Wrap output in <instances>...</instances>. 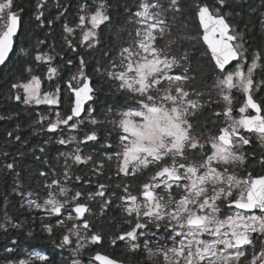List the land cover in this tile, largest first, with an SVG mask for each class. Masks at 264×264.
Instances as JSON below:
<instances>
[{"label": "snow or ice", "instance_id": "6c2138e0", "mask_svg": "<svg viewBox=\"0 0 264 264\" xmlns=\"http://www.w3.org/2000/svg\"><path fill=\"white\" fill-rule=\"evenodd\" d=\"M216 2L219 6H230L226 0ZM13 7L14 0H0V65L10 59V54L14 51V37L18 36L21 26V16L17 11H13ZM41 7L42 3L37 5V8ZM160 7L158 0H141L135 12L136 23L139 25L136 29V49L123 48L119 54L121 70L108 73L110 78L119 82L118 90L139 97L135 107L125 106L115 113L118 120L114 118L108 121L120 129L119 150L114 153L118 174L135 175L150 166L158 167L150 176L149 182L141 186L142 200L132 195L127 186L124 187L126 195L120 199L126 202L124 211L135 219V224L111 243L115 245L117 240L127 241L130 251L143 248L149 257L161 255L165 264H239L241 257L246 254L244 246H252L250 264H264V245L256 252L251 239L252 233L264 235V175L252 176L248 173L247 176L240 177L231 171L235 165L244 162V156L237 148L249 144V139L242 134V130L255 133L261 143H264V102L258 103L253 98L254 91L260 86L254 81L253 74L264 60V56L259 51L254 53L245 71L246 57L242 46L236 43L238 35L231 34L232 29L226 15L220 14L219 7L210 9L206 3L193 5L203 30L202 41L210 50L211 59L220 73L216 87L226 102L222 113L226 118L225 126L218 129V135L210 136L202 143L193 135V124L189 120L200 107L197 100L188 99L190 93L184 88V83L190 77L186 71L183 74H172V69L180 63V59L169 56L165 49L155 46L156 33L163 36L167 27L160 11H153ZM169 9L175 13L181 12L180 0H170ZM81 13L76 27L82 29L81 43L87 42V46L91 48L98 43L97 30L102 24L109 22L110 17L106 14L103 3L91 13H86V8L82 6ZM42 17L41 11L36 19L43 23ZM65 31L71 34L75 29L65 25ZM200 38L198 36L193 39ZM68 43L71 47V42ZM34 59L47 61L51 65L53 58L47 54H37ZM232 61L237 63L235 68L229 71L226 66L230 67ZM83 63L81 58L79 76L71 77L65 85L69 114L61 116L60 112L56 111L55 118L48 121V130L53 133L63 128L69 131L79 129L85 123L82 113L87 116L91 125L102 123L96 119L95 89L90 78L82 71ZM116 67L117 65L113 64V68ZM57 75L58 69L49 66L48 80ZM41 83L39 77L32 76L27 82L13 84L12 87L22 89L24 104L60 105L63 99L61 86L57 85L52 91L42 92ZM165 83L167 87L162 88ZM234 89L245 96L244 103L238 109V117L232 115ZM154 92L161 94L153 95ZM15 99L21 100L19 91ZM249 109L254 110L255 114H250ZM112 111L108 109L105 116L112 115ZM215 115L219 116L221 113ZM45 119L47 117H41V120ZM95 140V131L85 134L83 140H77V137L72 135L68 139L62 136L58 139L60 144H71L73 141L77 143L74 152L61 154L65 156V182L72 179L68 159H71L73 164H87L92 157L82 155L79 144ZM206 144H210L207 152ZM197 149L198 155L202 157L200 162H181L188 161L187 152ZM44 150L41 146L40 151ZM106 158L111 160L112 156ZM261 162L264 163V160ZM7 167L12 169L13 165L9 164ZM102 167L103 165L99 164L96 171ZM40 175L47 174L41 172ZM75 179L78 181L81 177L76 176ZM45 187L49 191L43 204L29 200V206L43 207L48 210L49 215L56 216L67 211L65 219L75 221L67 228L60 247H70L73 236L76 237V247L71 249L74 254L78 255L86 244L100 245L103 241L102 234L92 232L89 221L84 218L90 209L86 204L77 202L81 192L75 191L70 200H61L60 197H66L69 192L65 184L53 179L51 183H46ZM104 188L105 185H99L100 190L94 194L89 193L88 199L103 197ZM160 189L166 193L167 200L159 194ZM173 189L178 192V199ZM109 203L110 201H105L101 211ZM255 210H258V214ZM127 223L131 225L132 220ZM57 224L64 227L65 221L58 219ZM149 224L154 225L156 229L163 227L170 243L158 245L155 250L151 248L149 245L155 239V232L149 230ZM45 227L51 234L52 227ZM81 229L86 233L84 236L80 234ZM32 256L39 261L46 262L48 259L39 252L33 253ZM95 261L99 264H121L120 261L99 251L90 259L89 264H94ZM18 264H29V261L20 260ZM72 264H80V261L73 259Z\"/></svg>", "mask_w": 264, "mask_h": 264}, {"label": "trees", "instance_id": "16d2710c", "mask_svg": "<svg viewBox=\"0 0 264 264\" xmlns=\"http://www.w3.org/2000/svg\"><path fill=\"white\" fill-rule=\"evenodd\" d=\"M101 3L105 5L110 21L99 27L98 43L89 48L87 42L81 43L82 37L76 25L82 14V6L94 11ZM140 3L141 0H46L40 9L43 12V23L37 19L29 22L28 33L24 36L27 40L16 48L12 61L0 72V210L5 207L15 221L27 219L21 229L10 225L8 229L0 231V264L17 258L23 247L36 243L44 245L52 256L45 264L63 262L62 257L55 255L58 251L54 246L58 245L64 227L58 226L57 218L42 220L20 208L18 191L44 189L43 185L49 179L51 168L62 173L64 157L61 155L62 158L59 159V156L69 151L72 145L59 144L55 139H49L46 131L38 130V108L24 104L22 98L16 100L17 89H13V84L37 76L44 91H52L60 85L63 99L58 109L62 115H67L69 100L65 85L81 70L82 58V71L91 78L95 89L96 117L102 123L84 126L89 132L96 131L97 140L88 141L83 146L84 154L92 157L89 165H75L70 161L72 175L81 177L78 181L74 179L71 187L83 194L100 183H105L111 190L118 189L121 185L137 187L142 186L154 174L150 170L132 176H115L112 160L105 157L106 153L115 149V130H118L106 118L125 106L136 104L139 99L131 93L118 90V81L110 78L108 73L115 70L113 64L120 65L119 54L123 48L137 46L136 29L139 25L136 23L135 12ZM158 3L163 9L161 15L167 27L164 35L157 40V47L165 49L169 56L180 59L173 74L187 72L190 79L184 83V88L191 96L201 92V99L205 100L204 90L214 84L217 70L202 41V31L193 5L206 3L210 9L219 7L220 14L226 15L229 24L238 30L248 49L253 53L259 51L264 56V0H226L229 7L219 6L216 0H180L182 11L179 13L169 9L170 0H158ZM65 25L73 27L75 31L67 33ZM198 36L201 38L193 39ZM68 41L71 42V47ZM19 49L24 53L20 54ZM206 52L209 54L205 55ZM40 53L51 56V66L58 69V75L52 80L47 78L49 63L34 59ZM73 83L75 86V82ZM210 93L214 92L211 90ZM210 104L213 103L205 105L197 114L201 118L199 122L203 123L204 119L213 116ZM51 108L53 106L39 107L43 113H48ZM108 109L113 111L112 115L106 117ZM199 126L202 128L200 124ZM198 134L204 132L198 131ZM107 141L111 148L105 146ZM41 146L45 149L44 152L40 151ZM9 164L13 165L12 169L7 167ZM99 164L103 165V175L93 180L90 170ZM41 172L47 175L41 176ZM106 212L112 214L111 217L95 221L102 236L113 233V220H120L118 217H122L118 208L113 205ZM46 225L52 227L51 234L45 230ZM8 243L13 245V250L4 255L3 251Z\"/></svg>", "mask_w": 264, "mask_h": 264}, {"label": "rangeland", "instance_id": "374dc122", "mask_svg": "<svg viewBox=\"0 0 264 264\" xmlns=\"http://www.w3.org/2000/svg\"><path fill=\"white\" fill-rule=\"evenodd\" d=\"M237 1V0H236ZM46 2V0H42V3H45ZM97 8V7H96ZM92 9H86V13H91V12H94V11H91ZM162 7H160V9H153V11H160V13H162ZM137 19V18H136ZM90 26V25H89ZM78 31H79V33H80V35H81V37H82V29H80V28H78L77 29ZM232 33H233V35H238V38H237V41H236V43H238V44H240L241 46H242V51H243V53H244V56L246 57V59H245V61H244V64H245V71H246V68H247V65H249L250 63H251V60H252V56H253V54L254 53H256V52H254L253 53V51H251V50H249L248 49V46L246 45V43H245V41H244V39H243V37L241 36V34L238 32V30L234 27V26H232ZM156 35H157V39H156V41H155V46L157 47V40L158 39H160V35H159V33L157 32L156 33ZM133 50H135L136 49V47H131ZM18 52H20V54L21 53H24V51L23 50H21V49H19V51ZM209 52V51H208ZM40 54H43V53H40ZM210 58H211V56H210ZM41 62V61H40ZM262 62V61H261ZM260 62V66L259 67H257V69H255V71H254V74H253V79H254V81L257 83L258 81H260V79L261 78H263L264 77V67H263V62L261 63ZM236 63H237V61L235 62V64L233 65V67H231V68H229V71H231V70H233L234 68H235V65H236ZM51 66V65H50ZM121 70V68L119 67V65L117 66V68H115V70L114 71H120ZM174 70H175V67L172 69V74H173V72H174ZM81 71V70H80ZM80 71L78 72V74L76 75V76H79V73H80ZM109 76V75H108ZM220 76V73L216 70V73H215V82H214V84L212 85V86H210V87H208V88H206L205 90H204V92H205V96H206V99L205 100H202L201 98H202V93L201 92H197L199 95H196L197 93H195L193 96H191V93H190V95H189V97H188V99H192V100H197L198 102H199V104H200V107L194 112V114L193 115H191L190 117H196L197 116V114H199V112L204 108V106H205V103H206V105L208 104V103H214V101H217V102H219L220 104H221V108H220V113H221V116L223 117L222 119H223V123H222V126H225V122H226V118L224 117V115H222V113H223V111H224V109H225V107H226V102L225 101H223V99H222V97H221V94H220V91H219V89L216 87V81H217V78ZM29 80V79H28ZM28 80H26V81H22V82H19V83H25V82H27ZM19 83H17V84H19ZM119 83V82H118ZM162 88H165V87H167V84L165 83V84H162V86H161ZM41 89H42V92L44 91L43 90V88L41 87ZM211 90L214 92V93H210L211 92ZM20 92V94H21V98H22V100H23V91H22V89H17V92ZM161 93H157V92H154L153 93V95H160ZM173 94H175V93H173ZM209 95H211L210 97H208ZM243 98H244V94H242V93H240L238 90H232V100H233V103H232V108H233V113H232V115L234 116V117H238V115H239V113H238V109H239V107L244 103V101H243ZM29 105H32V106H35V107H37L38 108V125H39V128H38V130H40V131H46L47 133H48V138L49 139H55V141H58V139L62 136L64 139H68V137L70 136V135H72V136H76L77 137V140H83V137H84V135L85 134H87V133H90L89 131H87V130H85L84 129V126H86V125H91L90 123H88V118H87V116L84 114L82 117H84V119H85V123L84 124H82L80 127H79V129H76V130H71V131H69L67 128H63V130H60V129H58L56 132H49L48 131V121L49 120H52V119H54L55 118V112L56 111H59L60 112V114H61V116H66V115H62V113H61V111L58 109V105H49V106H53V108H51L50 110H49V112L48 113H43L42 112V110L41 109H39V107L40 106H42V105H46V104H40V105H37V104H29ZM136 106V104H132L131 106H129V107H135ZM45 111H47V110H45ZM118 111H120V110H118ZM117 111V112H118ZM47 117V119H45V120H41V117ZM189 117V118H190ZM119 119L118 117H116L115 116V114L114 115H112V116H108L106 119L107 120H113V119ZM96 119L99 121V119H98V117H96ZM111 125H113V126H115L114 124H112L111 123ZM91 126H93V125H91ZM118 130H115L116 131V144H115V149L112 151V152H108V153H106L105 154V157H107V156H112V162H113V164H114V168H113V170H114V175L116 176V175H119L120 177H126L123 173H119L118 174V167H117V159H116V157H115V155H114V153L115 152H117L118 150H119V132H120V129L117 127V126H115ZM96 132V131H95ZM97 135V134H96ZM194 135V134H193ZM197 136V135H196ZM214 136V135H213ZM198 137V136H197ZM210 137V136H209ZM209 137H207V138H200V137H198L199 139H200V141L203 143V142H205V141H207L208 139H209ZM86 143V142H85ZM85 143H81V144H79V148H80V151H81V154L82 155H84V156H86L85 154H84V151H83V146H84V144ZM60 144V143H59ZM72 145H70L71 147H70V150L69 151H67V152H65V153H62V154H68V153H72V152H74V150L76 149V147H77V143L75 142V141H73L72 143H71ZM262 144H264V143H262ZM66 145V144H65ZM110 145V142L109 141H107L106 143H105V146L106 147H108ZM111 148V147H110ZM242 148H243V146L242 147H238V152L239 153H241V151H242ZM210 149V144H206V147H205V150L207 151V150H209ZM193 152V151H192ZM195 152H199V150L197 149ZM63 157L64 158H62L61 157V154H60V156H59V159H63L64 160V162H63V165H62V168H63V170H62V173H59L58 171H56V169L55 168H51V170L49 171V179L46 181V182H44V189H42V190H40V191H35V190H19L18 191V196H19V198H18V202H19V206H20V208H23V209H25L27 212H29V213H31L32 215H34V217H39V218H41L42 220H44L45 218H50V217H52V218H57V220L58 219H62V220H64L65 221V226H64V228H63V233H62V235H61V237H60V241H59V243H58V245H60L61 244V239H62V237H63V235H65L66 234V232H67V228H70L71 226H72V224L75 222V221H69V220H66L65 219V217L67 216V211H63L62 212V214H60L59 216H56V215H49V212H48V210L47 209H45V208H43V207H41V208H37V207H30L29 206V204H28V201L29 200H36V202L37 203H40V204H43V202H44V200H45V198L47 197V194H48V189L45 187V184L46 183H51V181L53 180V179H56V180H59V181H61V183L62 184H65V186L66 187H68L69 188V192H68V195L66 196V197H60V199L61 200H64V199H68V200H70L71 199V197H72V195L75 193V191H78V190H75V189H73L72 187H71V183H72V181H74V179H75V176H73L72 175V172H71V176H72V179H70V180H68L67 182H65L64 180H63V173H64V166H65V156L63 155ZM201 160V159H200ZM72 162V160L71 159H68V164L69 165H71V162ZM181 162H184V163H186L185 161H181ZM200 162V161H199ZM73 163V162H72ZM193 163H198V162H193ZM75 165H89V163H87V164H83V163H81V164H75ZM98 165H96L95 166V168H93L92 170H90V175L92 176V178H93V180H95L94 178H97V177H99V176H102L103 175V170H102V168H100L99 169V171H96V167H97ZM71 168H72V165L70 166ZM150 170H153V172L155 173V171H157L158 170V167H156V166H150L148 169H145V170H143V171H140V172H138L137 174H141V173H147V172H149ZM129 171H131V169H129ZM136 174V175H137ZM153 175V174H152ZM152 175H150V176H152ZM150 176L147 178V180H146V182L145 183H148L149 182V178H150ZM143 185V184H142ZM126 186V185H125ZM125 186H120V188H124ZM128 187V186H127ZM133 187L134 186H132V187H128V190H133ZM100 189H99V187H97V188H94V189H92V190H90V191H88L86 194H83L81 191V197H83V196H88V194L89 193H96L97 191H99ZM106 187L104 188V192H106ZM54 191H55V189H54ZM159 191V194L160 195H163L164 196V198H165V200H167L168 199V197H167V195H166V193L163 191V189H160V190H158ZM130 192V191H129ZM29 193H31V195H29ZM131 193V192H130ZM140 193H141V187H140ZM140 193H139V195L137 196L138 197V199L139 200H142L143 199V197L140 195ZM126 195V194H125ZM132 195H134V194H132ZM95 198H101V197H99V196H96ZM104 205V204H103ZM111 205H107V207H106V209H108L109 207H110ZM114 207H117L118 208V210H119V214H121L123 217H127V219H125L124 221H121V220H113V224H114V226H113V233H111L109 236H103L104 238H106V239H108V238H112V239H114V238H116L117 236H119L121 233H124V232H122V231H120L119 229L121 228V226H123V225H126V226H129V228L127 229V231L128 230H130V228H131V226H134V224H135V219L134 218H132V217H129L126 213H125V211H124V207L126 206V202H123V203H116L115 205H113ZM106 209L104 210L105 212H106ZM104 211H101V212H104ZM93 213H95L96 211L95 210H93L92 211ZM27 220V219H26ZM26 220H23V219H21V220H19V221H15L14 219H12V217L10 216V214L8 213V211H7V209H5V207H2V209L0 210V231H3V229H8V227H10V225H12V226H15L16 228H18V229H21L22 228V226L24 225V223H25V221ZM129 220H132V224L130 225L129 223H127V221H129ZM26 224H28V223H26ZM9 225V226H8ZM148 228H149V230L151 231V232H155V239L150 243V247L151 248H153L154 250L158 247V245H163V244H166V243H169V241L167 240V233H166V231L164 230V228L163 227H161L160 229H156L155 228V226L154 225H152V224H149L148 225ZM45 230H46V227H45ZM168 231H170V230H168ZM81 236H84L86 233L84 232V230L83 229H81ZM88 235V234H87ZM111 242V241H110ZM141 243H142V240H141ZM90 244V243H89ZM126 244H127V241H126ZM72 246H75L76 247V237L75 236H73L72 237V244H71V246L70 247H63L64 249H67L68 250V255H70L71 257L69 258V261H68V263L67 264H72V261H73V259H78L79 261H80V264H84L83 263V261H82V259L79 257V255H77V254H74L73 253V251L71 250V249H74L75 247H72ZM29 251V250H28ZM139 252H140V255L143 257V262H147L148 264L150 263V264H165V261L163 260V257L161 256V255H159V254H156V255H152L151 257H149V255H148V253H147V251H145L143 248H141L140 250H139ZM26 254H28V253H26ZM23 256V255H22ZM20 260H27V258L25 259L24 257L22 258V257H17V258H15V259H11L10 261H6V262H4L3 264H18V262L20 261Z\"/></svg>", "mask_w": 264, "mask_h": 264}, {"label": "flooded vegetation", "instance_id": "af4514ba", "mask_svg": "<svg viewBox=\"0 0 264 264\" xmlns=\"http://www.w3.org/2000/svg\"><path fill=\"white\" fill-rule=\"evenodd\" d=\"M42 0H14V7L13 11H17L21 16V26L19 29V34L17 37H14V51L10 54V59L0 67V72L4 67H6L13 59L14 54L16 53V48L20 44L25 43L24 36L28 33V24L31 20H36V16L39 14L40 9L37 8L38 4H41ZM44 3H42V6ZM232 27V26H231ZM232 33V32H231ZM233 34V33H232ZM27 40V39H26ZM19 48V47H18ZM264 62V61H262ZM261 62V63H262ZM235 62L228 68L233 67ZM264 67V63H263ZM264 81V77L260 79L257 83L260 85L258 89L254 91L253 98L256 100V102L261 103L264 102V83H260ZM245 100V96L243 98V101ZM206 105V103H205ZM221 104L217 101H214L213 104H210V113L213 114V116L207 117L204 119L205 121L203 123L199 122L201 118H199V115L196 117H190L189 120L193 124V134L200 138H207L209 136H215L218 135V129L223 127L222 121L223 117L221 115L217 116L215 113H220V107ZM205 107V106H204ZM250 114H255L254 110L249 109ZM222 120V121H221ZM202 126L200 128L199 124ZM198 131H203L204 134H198ZM242 134L246 136V138L249 139V144L243 145L241 153L244 156V162L243 164H237L234 168L231 169V171H234L236 174H238L240 177L247 176L248 173H251L252 176H258V175H264V163L261 161L264 160V144L261 143L260 139L255 133H248L242 130ZM206 151V150H205ZM208 151V150H207ZM206 151V152H207ZM238 151V148H237ZM186 155L189 157L188 162H199L202 157L198 155L195 151H189L186 153ZM136 175V174H135ZM132 176V175H130ZM139 183V182H138ZM99 185H105V183H100L95 186V188L99 187ZM125 186V185H121ZM106 192H104V196L101 198H94V199H88V196L80 197L77 202L86 204L88 208L90 209V212L85 213V219H87L91 225L92 232H99L98 230V224H95V221H99L100 219L109 218L112 214H108L103 209L104 212H101V207L103 204H105V201H110L108 205H115L116 203H123L120 198L124 196L126 193L124 191V188H118L115 190H111L108 186H106ZM132 187V186H128ZM140 187H133V190H128L131 192V194H134L136 196L140 193ZM92 190V189H90ZM89 190V191H90ZM87 193V192H86ZM85 193V194H86ZM173 193L176 196V198H179L178 192L173 189ZM222 210H223V206ZM95 210L96 212L93 213L92 211ZM107 211V209H106ZM257 211L258 214V210ZM121 221H124L127 219V217H118ZM117 219V218H116ZM94 222V224H92ZM123 225L119 229L122 232H126L129 226ZM125 228V229H124ZM170 232V231H169ZM88 235H91V233H87ZM109 236V235H108ZM251 239L253 241V245L256 252H259L262 245H264V235H259L257 233L251 234ZM113 239L110 237L108 239L103 237V241L100 245H92V244H86L79 252V257L82 259L84 264H89L90 259H92L96 252H100L101 254L108 255L109 257L116 259L121 262V264H148L147 262H143V257L140 255L139 250L137 251H130L128 248V244H126V241H120L117 240L116 244L113 245L110 241ZM170 243V242H169ZM55 249L58 251V253H55V255L60 258H63V262H60V264H67L69 261V258L71 257L68 255V250L64 249L63 247H60V245L54 246ZM75 247V246H72ZM67 248V247H66ZM8 249L13 250V245L11 243H8L5 246V251H3V254L5 255L8 253ZM29 250V251H28ZM245 250V256L241 257L239 264H250L251 261V253L253 251L252 246H244ZM5 252V253H4ZM39 252L42 255H45L48 259L52 257L48 252L46 247L44 245H41L40 243L33 244L28 247H23L21 254L18 257H24L27 258V261H29V264H45V261H39L36 260L34 256H32L33 253ZM2 253V252H1ZM0 253V254H1ZM28 253V254H26ZM23 255V256H22ZM47 259V260H48ZM11 259L7 260L10 261ZM6 262V261H5ZM47 262V261H46ZM94 264H99L98 261H95ZM150 264V263H149Z\"/></svg>", "mask_w": 264, "mask_h": 264}, {"label": "water", "instance_id": "95a60500", "mask_svg": "<svg viewBox=\"0 0 264 264\" xmlns=\"http://www.w3.org/2000/svg\"><path fill=\"white\" fill-rule=\"evenodd\" d=\"M228 22V21H227ZM229 23V22H228ZM230 25V24H229ZM231 26V25H230ZM200 28H201V26H200ZM231 29H232V27H231ZM201 31L203 32V30H202V28H201ZM232 34V33H231ZM205 46L207 47V45L205 44ZM207 50H208V48H207ZM209 51V53H210V50H208ZM214 62V61H213ZM234 62H236V61H232V62H230V65H232ZM0 67H1V65H0ZM226 67H229V66H226ZM88 78H90L89 76H87ZM90 82H91V84H92V81H91V78H90ZM93 86V85H92ZM83 114L84 113H82L81 115L83 116Z\"/></svg>", "mask_w": 264, "mask_h": 264}]
</instances>
